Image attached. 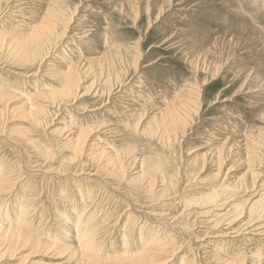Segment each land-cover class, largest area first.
<instances>
[{"label": "rangeland", "instance_id": "obj_1", "mask_svg": "<svg viewBox=\"0 0 264 264\" xmlns=\"http://www.w3.org/2000/svg\"><path fill=\"white\" fill-rule=\"evenodd\" d=\"M185 1L167 12L168 0H0V86L17 93L12 103L0 100V181L9 177L13 187L0 196V222L44 242L16 251L8 240L17 235L0 233V264H72L56 254L71 237L61 219L75 236L83 222L92 225L91 216L105 255L143 251L157 239L161 247L150 246L154 264H264V147L253 164L246 153L250 138H264V88L236 98L233 87L224 89L257 61L264 73V51L250 49L257 41L242 27L232 29V57L218 78L197 72L192 60L203 63L206 54L193 51L191 59L181 34L191 22L211 28V38L226 10L209 2L194 9L200 18L184 22L177 3ZM242 6L256 11L251 1ZM253 15L252 26L264 31V14ZM51 17L67 31L48 56L28 62L34 45L27 27ZM70 62L85 76L79 96L61 93ZM184 87L198 92L185 134L143 133L156 106ZM52 92L62 97L45 98ZM83 130L88 138L80 151ZM223 143L237 151H224ZM114 152L128 169L120 177L96 156ZM144 233L150 236L142 241Z\"/></svg>", "mask_w": 264, "mask_h": 264}, {"label": "bare ground", "instance_id": "obj_2", "mask_svg": "<svg viewBox=\"0 0 264 264\" xmlns=\"http://www.w3.org/2000/svg\"><path fill=\"white\" fill-rule=\"evenodd\" d=\"M153 1H155V0H153ZM175 1H180V0H168V2L163 5V6H165V9L167 10V12H169L172 9V6L175 3ZM247 1L253 2V6L256 7V11L252 12L250 10H247V7L246 8L243 7L242 6V0H186L185 2L177 3V5L181 6L179 8V11L184 14V17H182L184 22H189L188 21L189 15L192 16V20H194L198 17L200 18V13H198V11L194 10V9H196L197 7L199 8V6H201V5L202 6H205L206 4L209 5L208 4L209 2L210 3L213 2V4L216 3L219 6H223L224 9L226 10V14L223 15V25L224 26H222L223 27L222 30L214 33L211 36V38H208L209 34L207 33V30L211 29V28L202 27V25H200V24H193L191 22L183 30V32L181 34V36L182 35L187 36V40L183 39L182 44H186L189 47V50H187L186 54L189 56L191 55L192 56L191 59L195 58L197 55V53L193 52V51H202V52H205V54H206V61L203 63H198V62L192 60V62L195 64V70L197 72L200 71V72L209 73L213 77L212 80H215L218 78V75L221 73L222 66L225 63H227L229 61V59L232 57V52H230L229 48H227L228 46L233 47V45L235 44V40H236L235 34L236 33L235 32L233 33L232 29H240L242 27V29L245 32H247V35L249 37H251L257 41V42L250 45V49L255 51L256 53H259L262 50L264 51V31H258L256 27L252 26V24L256 20L253 13L254 14H256V13L264 14V11H263L264 10V0H247ZM228 2L234 3V6L232 7L231 10L228 9V7L226 6V4ZM207 11H209V9H207ZM197 15H198V17H197ZM202 16H204V15L202 14ZM244 19H245V22H243ZM196 23H197V21H196ZM200 26L202 27L201 30H204V31H200ZM62 29H65V31H67L65 24H61V22L59 20H57L56 18L52 19V17H51V19L40 18L39 20H35V22L33 24L28 26L27 27V35H26V36H28L27 40L31 44L34 45L28 52V62H30L32 60L35 61L36 55H38L39 58H41L42 55L48 56L50 51L53 48L55 49L57 47L58 44H55V43L57 41L58 42L61 41V39H62L61 37L64 35V32H62ZM193 34L195 36H191ZM186 36H184V37H186ZM85 38H87V37L80 38L81 42ZM55 45H56V47H55ZM108 45H110V42L108 43ZM73 63L74 62L67 63V66L64 68L62 81L60 82L62 84V87H63V89L61 90V93L64 96L65 95H71V94H74V95L78 94V96H79V91L81 89L83 80L85 78L84 74L80 73L78 66L73 65ZM262 66H263V64L261 63V61H257L255 63V65L251 66L243 74L241 72H237L235 75L234 81L224 89H229V88L232 89V87H233L235 89L234 98H236L239 95L241 96L243 91L245 92L244 95H250L253 91H258V90L264 88V73L259 72V70H257V69L261 68ZM251 81H254L256 83L255 86H251ZM184 88L185 89L178 90L177 92H173L171 97H169L167 99L164 106H161V108H158V106H156V109L153 112L155 114L154 115L155 118H151V123H149L146 126V128H144V130H142L143 133H145L146 135H150V136H155L157 134L159 135L161 133H162V136H166V134H171V135H177L179 133L185 134L184 129L187 126H189V124L193 121V115L198 110V105L196 107V96L198 95V92L196 90H189L187 87H184ZM254 88H258V89L255 90ZM61 93L52 92L49 94H44V96H45V98H52V97L58 98V97H62ZM16 98H17V93H15V92L12 93L10 91L9 87H6L4 85L0 86V100L1 101L12 103V101ZM17 100H19V98ZM35 110L36 109L33 108L31 113H29L27 115V117H33L36 114ZM167 114L170 115V118H168ZM154 116H152V117H154ZM144 117H145V112H144L143 116H141V118H139V123L137 124V127H139L140 122L144 119ZM156 120L161 121L163 124L161 126L152 125ZM137 127H136V129H137ZM137 130H139V129H137ZM81 132H82L81 133L82 136L80 137V139H78V142H79L78 149L80 151H82V149L84 147L83 144L85 143V141L88 138V132H86V130H83ZM172 137H177V136H170V138H172ZM29 140H30V142H32L31 138ZM222 146L224 148V151H226V149H228V148H230L229 149L230 151L236 150V149H234L235 145L228 147L226 145V143H223ZM262 147H264V138H262L258 134L254 135L246 143L247 161L250 164H253L257 161L256 159L258 158L259 152L262 151L261 150ZM100 150H104V149H100ZM41 152L42 151H40V153ZM238 152L241 154V151L239 149H238ZM45 154L47 155V153H45ZM96 156L98 159L102 160L105 163V166H109V165L112 166L111 170L114 172L116 177L119 175H124L126 173L127 165L121 163L117 159V156H118L117 153L114 152V155H111V153H110V155L107 158H102V156H100L99 154ZM130 177H132V176H130ZM8 178H5L2 181H0V196H4V194H6L5 191L10 190L9 188L11 186L8 188L7 185L9 183V181H11V180H9ZM132 180H133V177H132ZM132 180L131 179L129 180L130 183ZM141 182H143V181H141ZM135 185H138V184H135ZM147 187L148 186H146V188ZM12 188H11V190H12ZM146 192H148V191L146 190ZM0 198H2V197H0ZM0 201H1V199H0ZM20 212H22V211H20ZM80 213L78 214V216L81 215ZM0 216H1V214H0ZM22 217L23 216H21V218ZM68 217H70V215ZM7 218H9V217L7 216ZM23 219H24V217H23ZM78 219H80V218H78ZM90 219H93V217L91 216L90 218H88L87 223L89 222V224H92V225H89V228H88L87 226H85V224H84L85 222H83V225L85 227L83 226L82 230L78 229L79 235L77 233V234H75V236L73 234L74 233V227L73 228L71 227V225L68 223V220L62 221V219H61L62 226L64 225L66 228H69L71 230V237H70L69 242H68L69 243V246L67 247L68 250L66 248L63 249L60 246H58L56 248V254L57 255H65V257L67 258L66 260L71 261L72 264H101V263H109V262L115 263V264H117V263H130V264L131 263H133V264H135V263H137V264H142V263L149 264V263H151V264H154L155 263L154 260L156 259L157 255L156 254L152 255L153 251L150 250V246L155 244L154 246L161 247V244H159L158 242H155L157 239L151 240L152 243L148 244V247H145V244H144L143 251H142V248L140 247L141 250L134 252V253H131V254L126 252V253H117V254H114L113 256L105 255L106 253L102 252L103 246H102L100 239H99L100 234H99V232H97L98 230H95V228H93L95 226V224L90 223ZM19 221H17L16 223H19ZM22 222H23V220H22ZM78 222H80V221H78ZM9 223H7L5 221L0 222V231H1L0 233L4 234V235H6L8 233H13V235H17L15 242L13 240H8V245H9L10 249L16 248V251H19V250L21 251L24 249L25 246H30L35 251L36 249L42 247L41 244H43L44 242L41 239H39L41 237L36 238L35 235H31V233L28 234V233L19 231V229H17L16 226L12 225L13 223L12 224H11V222H9ZM71 223H72V221H71ZM76 223H77V221H76ZM62 226H61V228H62ZM91 226H93V227H91ZM77 228H78V225H77ZM97 228L98 227H96V229ZM148 236H150V235L144 233L141 240L143 241ZM149 239H153V238H149ZM0 245H4L3 237H0ZM52 245L54 246L55 244H52ZM53 246L49 245L48 247H53ZM4 247H8V246L6 245ZM9 248L7 250H9ZM101 249H102V251H101ZM127 251H129V250H127Z\"/></svg>", "mask_w": 264, "mask_h": 264}]
</instances>
